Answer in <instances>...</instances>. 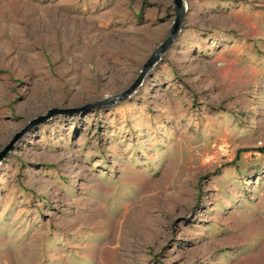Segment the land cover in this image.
Listing matches in <instances>:
<instances>
[{
	"label": "rangeland",
	"instance_id": "obj_1",
	"mask_svg": "<svg viewBox=\"0 0 264 264\" xmlns=\"http://www.w3.org/2000/svg\"><path fill=\"white\" fill-rule=\"evenodd\" d=\"M184 2L132 94L53 114L1 160L0 264H264V0ZM174 17L0 0V151L125 90Z\"/></svg>",
	"mask_w": 264,
	"mask_h": 264
},
{
	"label": "water",
	"instance_id": "obj_2",
	"mask_svg": "<svg viewBox=\"0 0 264 264\" xmlns=\"http://www.w3.org/2000/svg\"><path fill=\"white\" fill-rule=\"evenodd\" d=\"M174 4V20L172 26L170 28L169 34L166 39L152 52V54L145 60L143 63L141 70L135 80L123 91L111 96L106 101H97L93 103H88L78 107H70V108H52L47 110L45 114H41L33 118L30 123L23 128L19 133H17L12 141L4 147L2 151H0V162L7 153L13 149L14 142L21 136L28 128L31 126L41 123L51 117L53 114L57 113H74L78 111L86 112L89 109H92L96 105H102L105 103H113L115 100H122L128 95L132 94L135 89L142 83L144 76L147 74L149 70L152 69L154 65L157 64L159 60H161V55L167 50L173 39L177 36L178 32L181 29V25L184 21V16L186 12V5L184 0H173Z\"/></svg>",
	"mask_w": 264,
	"mask_h": 264
},
{
	"label": "trees",
	"instance_id": "obj_3",
	"mask_svg": "<svg viewBox=\"0 0 264 264\" xmlns=\"http://www.w3.org/2000/svg\"><path fill=\"white\" fill-rule=\"evenodd\" d=\"M257 150H258L259 152H264V146H261V147L257 148Z\"/></svg>",
	"mask_w": 264,
	"mask_h": 264
},
{
	"label": "bare ground",
	"instance_id": "obj_4",
	"mask_svg": "<svg viewBox=\"0 0 264 264\" xmlns=\"http://www.w3.org/2000/svg\"><path fill=\"white\" fill-rule=\"evenodd\" d=\"M260 257V256H259ZM260 260V259H259Z\"/></svg>",
	"mask_w": 264,
	"mask_h": 264
}]
</instances>
